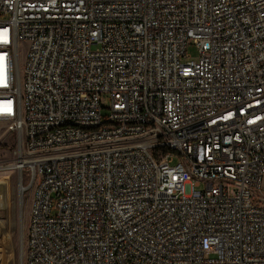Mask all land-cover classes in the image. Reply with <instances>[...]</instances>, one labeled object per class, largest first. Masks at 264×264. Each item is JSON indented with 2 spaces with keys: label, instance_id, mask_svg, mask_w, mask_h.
Wrapping results in <instances>:
<instances>
[{
  "label": "built area",
  "instance_id": "2783aa9c",
  "mask_svg": "<svg viewBox=\"0 0 264 264\" xmlns=\"http://www.w3.org/2000/svg\"><path fill=\"white\" fill-rule=\"evenodd\" d=\"M0 124L21 264H264V0H0Z\"/></svg>",
  "mask_w": 264,
  "mask_h": 264
},
{
  "label": "rangeland",
  "instance_id": "374dc122",
  "mask_svg": "<svg viewBox=\"0 0 264 264\" xmlns=\"http://www.w3.org/2000/svg\"><path fill=\"white\" fill-rule=\"evenodd\" d=\"M23 48L18 46V68L23 76ZM186 53L191 59L198 55L197 48L189 44ZM183 61H185L183 59ZM109 103L103 100V106ZM19 139L9 134L0 124V264H21L25 252L26 229L31 200V187L26 169H18ZM21 200L19 199V188ZM264 204V190L260 194Z\"/></svg>",
  "mask_w": 264,
  "mask_h": 264
},
{
  "label": "water",
  "instance_id": "95a60500",
  "mask_svg": "<svg viewBox=\"0 0 264 264\" xmlns=\"http://www.w3.org/2000/svg\"><path fill=\"white\" fill-rule=\"evenodd\" d=\"M21 192H22V187L20 186L19 188V199L21 200Z\"/></svg>",
  "mask_w": 264,
  "mask_h": 264
},
{
  "label": "bare ground",
  "instance_id": "6f19581e",
  "mask_svg": "<svg viewBox=\"0 0 264 264\" xmlns=\"http://www.w3.org/2000/svg\"><path fill=\"white\" fill-rule=\"evenodd\" d=\"M22 190H23V188H22Z\"/></svg>",
  "mask_w": 264,
  "mask_h": 264
}]
</instances>
